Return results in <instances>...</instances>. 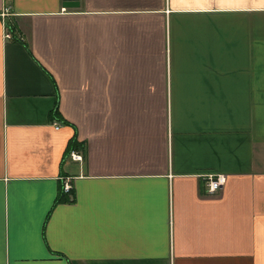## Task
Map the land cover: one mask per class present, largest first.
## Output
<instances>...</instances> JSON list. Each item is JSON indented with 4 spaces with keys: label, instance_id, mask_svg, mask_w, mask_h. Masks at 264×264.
<instances>
[{
    "label": "crops",
    "instance_id": "1",
    "mask_svg": "<svg viewBox=\"0 0 264 264\" xmlns=\"http://www.w3.org/2000/svg\"><path fill=\"white\" fill-rule=\"evenodd\" d=\"M0 264H264V0H0Z\"/></svg>",
    "mask_w": 264,
    "mask_h": 264
},
{
    "label": "built area",
    "instance_id": "2",
    "mask_svg": "<svg viewBox=\"0 0 264 264\" xmlns=\"http://www.w3.org/2000/svg\"><path fill=\"white\" fill-rule=\"evenodd\" d=\"M11 35L9 32H6L5 33V37L6 38H9ZM55 128H58V124H55ZM70 156L73 158V159H79L81 158V156L79 154H77L76 152L74 151H70ZM224 175L223 174H209L206 176V186H207V190L209 192H213L217 189H219L223 183H224ZM70 184L69 183H65L64 185V190L65 191H69L70 189Z\"/></svg>",
    "mask_w": 264,
    "mask_h": 264
},
{
    "label": "trees",
    "instance_id": "3",
    "mask_svg": "<svg viewBox=\"0 0 264 264\" xmlns=\"http://www.w3.org/2000/svg\"><path fill=\"white\" fill-rule=\"evenodd\" d=\"M7 27L9 29V31H12L13 27L11 26L10 23H7ZM79 143L76 142V138L72 137L71 138V144L69 145V149L76 147V145H78Z\"/></svg>",
    "mask_w": 264,
    "mask_h": 264
},
{
    "label": "water",
    "instance_id": "4",
    "mask_svg": "<svg viewBox=\"0 0 264 264\" xmlns=\"http://www.w3.org/2000/svg\"><path fill=\"white\" fill-rule=\"evenodd\" d=\"M75 1H76V0H68V3H69V4H73V3H75Z\"/></svg>",
    "mask_w": 264,
    "mask_h": 264
}]
</instances>
